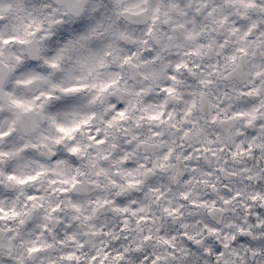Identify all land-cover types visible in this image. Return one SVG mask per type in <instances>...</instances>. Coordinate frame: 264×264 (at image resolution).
Instances as JSON below:
<instances>
[{
	"label": "clouds",
	"instance_id": "9594fccd",
	"mask_svg": "<svg viewBox=\"0 0 264 264\" xmlns=\"http://www.w3.org/2000/svg\"><path fill=\"white\" fill-rule=\"evenodd\" d=\"M0 264H264V0H0Z\"/></svg>",
	"mask_w": 264,
	"mask_h": 264
}]
</instances>
